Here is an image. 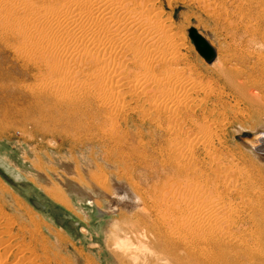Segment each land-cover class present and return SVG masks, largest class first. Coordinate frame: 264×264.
<instances>
[{
  "label": "rangeland",
  "instance_id": "rangeland-1",
  "mask_svg": "<svg viewBox=\"0 0 264 264\" xmlns=\"http://www.w3.org/2000/svg\"><path fill=\"white\" fill-rule=\"evenodd\" d=\"M3 1L0 0V10L6 6L3 21L7 18V22H0V264H173L163 251L160 238L156 239L147 229L152 222L150 218L146 220L144 210L134 206L119 213H101V208L109 209L110 204L100 187L93 183L99 181L98 184H104L110 191L113 180L122 181L134 187L147 201L146 193L157 181L153 175L158 152L172 149L166 133L157 129L154 112L147 113L148 103L144 108L139 105V110H134L136 103L131 102L129 111L113 116L114 112L103 110L98 98L106 92L98 86L93 92L91 89L86 100L72 106L60 105L55 96L42 95L38 80L39 74H45L46 69L27 62L29 59L23 56L21 48L26 45L22 33L34 29V25L39 26L45 19L37 9L22 4L34 1L38 5L36 8L43 9L57 6L64 0ZM205 1L147 0L149 6L140 10L158 13L171 28L167 40L177 48L169 50L170 56H176L169 59L170 63H179L172 67L184 69L196 80V85H203V91L199 86L201 93L192 95L201 103L196 116L198 119L199 115L202 126L206 123L203 115L214 122L206 123L203 128H214L212 132L220 137L221 140L216 137L214 143L228 162L227 166L237 167L240 173L252 176L249 177L251 184L264 188V161L239 138L246 133L264 131V73L258 74L261 66H255V80L261 88L252 90L248 87L246 97L237 96L230 90L220 74V64L225 62L231 68H250L247 63L237 65L233 60L237 50L239 52L243 28L236 26L240 19L233 14L230 1H225L222 9L219 1L216 4ZM39 5L45 6L39 8ZM152 5L154 10L150 11ZM191 27L204 36L207 32L211 37L209 41L218 49L214 65H209L197 51L189 34ZM38 36L35 33L28 44L42 39ZM117 57L118 61L121 59L119 63L125 58ZM63 62L58 64L61 67L71 64ZM105 63L91 68L86 65L89 68H84L80 80L113 70ZM89 71L95 73H90L89 77ZM128 71V78L137 77V71ZM161 86L167 88V85ZM206 87L216 92L220 89L223 94L218 98L214 95L206 97ZM127 100L131 101V98ZM185 136L186 140L193 139ZM198 149V154L204 153L202 147ZM60 161L77 169L83 181L69 175L60 166ZM68 180H76L82 187L94 184L100 189L94 195L96 201L91 202L88 195L76 194L70 199L61 185ZM252 244L258 247L256 241Z\"/></svg>",
  "mask_w": 264,
  "mask_h": 264
},
{
  "label": "bare ground",
  "instance_id": "bare-ground-1",
  "mask_svg": "<svg viewBox=\"0 0 264 264\" xmlns=\"http://www.w3.org/2000/svg\"><path fill=\"white\" fill-rule=\"evenodd\" d=\"M210 1L215 4L219 1V7L225 1H230L233 14L240 19L236 26L243 28L244 36L242 35L239 52L237 50L233 60L237 65L247 63L250 68H231L222 62L219 70L230 90L244 98L248 87L252 90L261 88L255 75L264 73V0L205 2ZM61 2L57 6L51 5L43 9L36 8L38 5L34 1L22 4L37 9L45 19L40 21L39 26L34 25V29L22 31L26 45L21 48L23 56L29 59L27 62L43 67L48 72L42 74L43 69L39 68L42 72L38 80L41 94L55 96L60 105L72 106L86 100L91 89L93 92L95 87H102L100 89L106 93L104 96L99 94L100 104L104 106L103 110L114 112L112 115L116 117L129 111L131 102L136 103L134 110H139L140 106L144 108L148 103L147 113L154 112L157 129L164 131L167 143L172 144L170 150L166 146L167 152H162L161 149L158 152L156 171L153 170L156 176L152 172L157 181L145 192L148 195L147 201L134 187L122 181L113 180L110 191L104 184H98L99 181H93L110 204L109 209H104L101 205V213H119L126 208L139 206L147 214L146 220L151 219L149 221L152 226L148 224L147 229L155 234L156 239L160 238L163 251L173 264H264V188L251 184L249 177L252 176L240 173L237 167L227 166L228 162L214 143L218 137L212 132L214 128H207L208 131L203 128L206 123L209 125L213 122L208 116L203 115L206 123L200 125L199 115L197 119L196 113L201 103L196 102L192 95L201 93L203 85H199L201 91L196 80L187 75L182 67L183 70L172 67L174 63H170V59L176 56H170L169 50L176 46L167 40L170 39L171 28L159 18L158 13H144L140 10L149 6L147 0ZM2 5L4 6L3 3ZM40 6L45 5H39V8ZM5 7L0 10V22L3 21ZM153 7L152 5L150 11L154 10ZM38 12L35 11L34 14L37 15ZM28 20L30 21L29 18ZM11 30L14 31L13 28ZM35 33L40 39L42 36V39L32 45L28 44ZM208 35L206 32L205 36L210 40ZM212 45L217 55L212 63L206 61L209 65L218 58V49ZM86 49L90 53H86ZM117 55L125 57L121 63V59H116L119 58ZM64 60L71 64L61 67L58 62L62 63ZM104 61L113 70H102L105 73L95 74L85 81L80 80L84 68L96 67ZM256 65L261 66V72L256 73ZM95 67L94 70L97 71ZM129 68L133 73L138 72L135 79L128 78L126 73ZM90 73L92 72L89 71ZM152 83L155 85L152 86ZM161 85H167V88H160ZM213 88H205L206 97H221L223 93L219 92L220 89L216 92ZM128 98H131L130 102ZM184 135L192 136L193 139L186 140ZM239 138L264 161V131L246 133ZM200 147L203 148V154L197 153ZM60 166L69 175L78 176L83 181L80 172L70 163L60 161ZM94 184L82 187L76 180H68L61 185L70 199L74 194L82 197L88 195L93 202L97 199L94 197L96 190H100ZM120 192L122 196L119 195ZM253 241L257 242V248L253 246Z\"/></svg>",
  "mask_w": 264,
  "mask_h": 264
},
{
  "label": "water",
  "instance_id": "water-1",
  "mask_svg": "<svg viewBox=\"0 0 264 264\" xmlns=\"http://www.w3.org/2000/svg\"><path fill=\"white\" fill-rule=\"evenodd\" d=\"M189 34L198 52L208 63H212L217 55L215 47L198 31L197 28L191 27L189 29Z\"/></svg>",
  "mask_w": 264,
  "mask_h": 264
}]
</instances>
